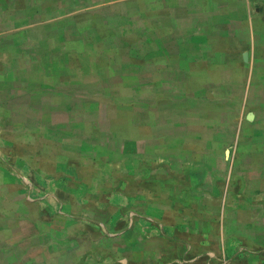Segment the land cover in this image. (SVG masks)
<instances>
[{
  "label": "rangeland",
  "instance_id": "obj_1",
  "mask_svg": "<svg viewBox=\"0 0 264 264\" xmlns=\"http://www.w3.org/2000/svg\"><path fill=\"white\" fill-rule=\"evenodd\" d=\"M159 1L0 0V264H138L141 235L156 239L125 213V192L127 136L150 129L167 90L158 60L173 57L158 56L173 47L158 39ZM236 154L244 166L215 183L208 225L162 232L182 252L172 264H264V230L249 222L264 216V166Z\"/></svg>",
  "mask_w": 264,
  "mask_h": 264
},
{
  "label": "crops",
  "instance_id": "obj_2",
  "mask_svg": "<svg viewBox=\"0 0 264 264\" xmlns=\"http://www.w3.org/2000/svg\"><path fill=\"white\" fill-rule=\"evenodd\" d=\"M161 4L159 19L169 26L158 39L173 40V47L165 43L158 56L173 57L159 58L157 87L167 90L159 93L156 113L149 114L150 129L133 127L126 139L134 146H126L125 213L141 215V231L157 232L156 239L141 235V246L135 247L141 248L138 264H161L167 254L175 257L168 264L178 260L180 246L162 232L208 225L204 220L213 215L215 183L228 179L234 164L244 166L242 157L236 162L235 152L247 150V157L258 163L250 164L264 166V155L257 154L264 151V0H167L164 8ZM133 151L139 152L137 162ZM228 151H234L232 160ZM136 198H148L151 205L133 210L130 200ZM242 213L239 228L247 221ZM257 217L249 222L254 230L258 224L264 230V216ZM127 245L131 250L132 244ZM188 247L192 252L198 248L190 243ZM191 257L184 264L196 263L200 254Z\"/></svg>",
  "mask_w": 264,
  "mask_h": 264
}]
</instances>
